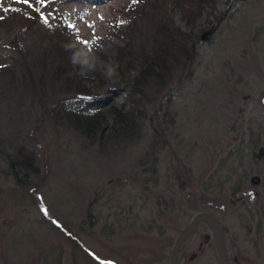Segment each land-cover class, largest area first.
<instances>
[{"label":"rangeland","instance_id":"rangeland-1","mask_svg":"<svg viewBox=\"0 0 264 264\" xmlns=\"http://www.w3.org/2000/svg\"><path fill=\"white\" fill-rule=\"evenodd\" d=\"M8 1L0 0V17ZM134 3L61 0L79 74L102 73L104 58L113 59L128 41L113 34L109 21ZM169 15L181 32L199 36L197 57L179 82L171 78L162 96L153 93L154 102L136 110L127 130L119 123L101 139L100 130L85 139L44 129L39 113L0 88V135L14 141L23 178L19 185L5 176L9 164L0 157V264H103L122 256L126 264H148L159 246L152 225L187 221L184 190L208 199L219 190L203 191L202 182L228 179L231 149L242 134L248 138L250 117L264 111V0H217L215 12L206 8L192 24L178 9ZM12 30L0 28V56L8 53ZM114 103L111 125L122 108H132L124 92L114 94ZM222 185L229 196V180ZM199 207L211 206L204 200Z\"/></svg>","mask_w":264,"mask_h":264},{"label":"trees","instance_id":"trees-1","mask_svg":"<svg viewBox=\"0 0 264 264\" xmlns=\"http://www.w3.org/2000/svg\"><path fill=\"white\" fill-rule=\"evenodd\" d=\"M14 1H8L0 19V28L14 30L8 53L0 56V88L18 94L21 103L39 113L37 126H51L85 139L91 137L90 131L93 134L99 130L101 139L119 123H123L122 131L127 130L136 110L154 102L153 93L162 96L167 84L187 75L198 54L199 36L174 27L169 12L180 10L192 24L206 8L215 12L217 4V0H138L133 6L116 9L109 21L113 34L128 41L117 49L113 59L104 58L102 73L87 76L79 74L70 61L68 46L73 31L64 21L61 0ZM120 92L126 93L132 108H122L124 113L114 117L111 125L107 115L118 106L114 94ZM80 95L93 99L82 100ZM13 96L11 101L18 98ZM12 142L0 135V157L9 164L5 176H12L20 185L23 178L15 169L20 161ZM10 193L17 194L15 190ZM55 229L62 236L66 233L65 229ZM69 238L74 241L72 234Z\"/></svg>","mask_w":264,"mask_h":264},{"label":"flooded vegetation","instance_id":"flooded-vegetation-1","mask_svg":"<svg viewBox=\"0 0 264 264\" xmlns=\"http://www.w3.org/2000/svg\"><path fill=\"white\" fill-rule=\"evenodd\" d=\"M259 101L264 110V94ZM259 112L248 120V138L244 137L245 133L242 134L238 139L240 141L231 149L228 179L222 181L217 175L207 177L202 182L203 191L208 192L210 188L219 191H215L214 196L207 195L206 199L203 195L196 197L188 189L184 190L186 202L182 215L187 221L179 225H152L159 246L153 250L148 264H169L177 234L199 213L209 214L218 220L229 264H264V111ZM225 164L227 161L219 166V171ZM227 180L230 182V191L229 196H224L221 187ZM204 200L209 202L210 208L199 207V201ZM228 218L230 223L226 222ZM121 259L117 261L111 257L108 262L126 264L125 257ZM178 264H219L213 232L207 223L199 222L184 241L179 250Z\"/></svg>","mask_w":264,"mask_h":264},{"label":"water","instance_id":"water-1","mask_svg":"<svg viewBox=\"0 0 264 264\" xmlns=\"http://www.w3.org/2000/svg\"><path fill=\"white\" fill-rule=\"evenodd\" d=\"M210 33L211 30L205 31L202 35V40H205ZM78 98L87 101L92 100V97L83 95L78 96ZM199 222L207 223L213 232L214 243L218 255L219 264H229L225 252V245L221 226L216 218L206 213L196 214L192 218L190 223L177 234L170 252L169 264H178L179 250L184 241L187 239V237H189V235Z\"/></svg>","mask_w":264,"mask_h":264},{"label":"snow or ice","instance_id":"snow-or-ice-1","mask_svg":"<svg viewBox=\"0 0 264 264\" xmlns=\"http://www.w3.org/2000/svg\"><path fill=\"white\" fill-rule=\"evenodd\" d=\"M17 2H21V0H17ZM22 2L29 3V0H22ZM134 2H138V0H134ZM0 19H2V17H0ZM85 43L87 42L85 41Z\"/></svg>","mask_w":264,"mask_h":264}]
</instances>
